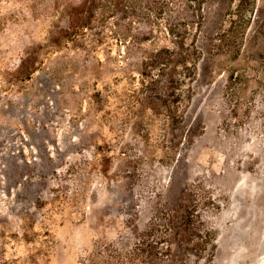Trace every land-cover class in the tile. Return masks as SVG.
<instances>
[{
	"label": "rangeland",
	"instance_id": "374dc122",
	"mask_svg": "<svg viewBox=\"0 0 264 264\" xmlns=\"http://www.w3.org/2000/svg\"><path fill=\"white\" fill-rule=\"evenodd\" d=\"M185 1L0 0V264H264V0Z\"/></svg>",
	"mask_w": 264,
	"mask_h": 264
},
{
	"label": "trees",
	"instance_id": "16d2710c",
	"mask_svg": "<svg viewBox=\"0 0 264 264\" xmlns=\"http://www.w3.org/2000/svg\"><path fill=\"white\" fill-rule=\"evenodd\" d=\"M178 2H180V3H184V2H186L185 0H177ZM172 55H174L173 53H172ZM165 59H161V60H154L153 61V59H152V62L150 63V68L152 67H154V66H159L160 68H166L168 65H169V63H166L165 61H164ZM169 62H171V61H169ZM119 264H123L122 263V261L121 262H119Z\"/></svg>",
	"mask_w": 264,
	"mask_h": 264
}]
</instances>
